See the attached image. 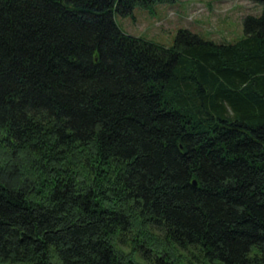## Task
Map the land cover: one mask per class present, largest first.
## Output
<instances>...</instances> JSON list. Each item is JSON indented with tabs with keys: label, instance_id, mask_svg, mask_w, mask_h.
I'll return each mask as SVG.
<instances>
[{
	"label": "trees",
	"instance_id": "obj_1",
	"mask_svg": "<svg viewBox=\"0 0 264 264\" xmlns=\"http://www.w3.org/2000/svg\"><path fill=\"white\" fill-rule=\"evenodd\" d=\"M0 0V264H264V0L232 42Z\"/></svg>",
	"mask_w": 264,
	"mask_h": 264
},
{
	"label": "rangeland",
	"instance_id": "obj_2",
	"mask_svg": "<svg viewBox=\"0 0 264 264\" xmlns=\"http://www.w3.org/2000/svg\"><path fill=\"white\" fill-rule=\"evenodd\" d=\"M262 5L252 0H176L135 8L131 16L115 15L127 34L168 47L177 31L189 29L203 38L232 42L242 36L246 15H260Z\"/></svg>",
	"mask_w": 264,
	"mask_h": 264
}]
</instances>
